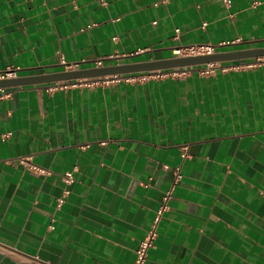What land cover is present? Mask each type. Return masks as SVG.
<instances>
[{
    "label": "crops",
    "instance_id": "obj_1",
    "mask_svg": "<svg viewBox=\"0 0 264 264\" xmlns=\"http://www.w3.org/2000/svg\"><path fill=\"white\" fill-rule=\"evenodd\" d=\"M227 1L0 0V72L263 48L264 0ZM203 69L0 88V254L134 264L173 189L146 264H264V58Z\"/></svg>",
    "mask_w": 264,
    "mask_h": 264
},
{
    "label": "water",
    "instance_id": "obj_2",
    "mask_svg": "<svg viewBox=\"0 0 264 264\" xmlns=\"http://www.w3.org/2000/svg\"><path fill=\"white\" fill-rule=\"evenodd\" d=\"M259 58H264V47L246 50L220 51L212 54H202L197 56H176L162 60L112 64L51 74L3 79L0 80V88L88 83L102 79H115L117 77L134 74L156 75L158 73L167 72L180 73L200 66ZM0 264L17 263L9 257L0 254Z\"/></svg>",
    "mask_w": 264,
    "mask_h": 264
},
{
    "label": "built area",
    "instance_id": "obj_3",
    "mask_svg": "<svg viewBox=\"0 0 264 264\" xmlns=\"http://www.w3.org/2000/svg\"><path fill=\"white\" fill-rule=\"evenodd\" d=\"M166 1L167 0H161V2H166ZM224 2L227 3L228 1L224 0ZM256 4H257V2L254 1L252 3V6H256ZM203 26H206V23H204ZM178 32H179V30H176V33H178ZM225 45H230V42H228V44L220 45L217 47L210 46V45L178 47L175 49L174 52H175L176 56H181V57L197 56V55H202V54H212V53H215L217 50H220L222 47H225ZM111 59H114V58H111ZM60 62L62 65H64L68 69V71L78 70V68L80 67V64H68L67 61L65 60L64 56H61ZM215 65L216 64L206 65L205 66L206 69L202 70L203 74H210L213 71ZM101 66H104L102 60L97 62V67H101ZM17 77H18V68H8L5 72H0V80L12 79V78H17ZM88 83H90V82H88ZM69 84H73V83H69ZM67 86H68V84H64V85L57 84L55 88H59V87L66 88ZM183 157L185 158L186 155L184 154ZM20 163L26 166L28 161L25 159H22L20 161ZM32 169L37 174H42V175L49 174V172L47 170H44L41 168L33 167ZM74 171L68 172L63 176V182L66 185H70L74 182ZM179 178H180V174H177L176 175V181ZM172 191H173V189L165 194L163 201H162V204H161V206L157 212V216L155 218V222H154L153 226L147 232L146 237L139 243V246L135 252L136 258H135L134 264H146L147 263V260L149 257V251L155 247V242H156L157 237H158L157 225H158L162 215L169 209L168 204H169V201L172 199ZM67 192L68 191L65 190V193H67ZM63 203H64V198H59L57 207L61 208ZM52 228H53V225L50 226V229H52ZM33 259L35 262L38 261L37 257H35Z\"/></svg>",
    "mask_w": 264,
    "mask_h": 264
}]
</instances>
